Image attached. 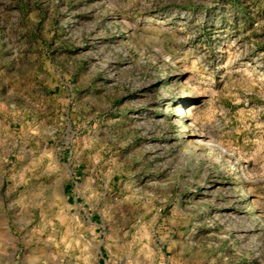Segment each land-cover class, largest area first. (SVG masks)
Masks as SVG:
<instances>
[{
  "label": "rangeland",
  "instance_id": "1",
  "mask_svg": "<svg viewBox=\"0 0 264 264\" xmlns=\"http://www.w3.org/2000/svg\"><path fill=\"white\" fill-rule=\"evenodd\" d=\"M98 257L264 264V0H0V264Z\"/></svg>",
  "mask_w": 264,
  "mask_h": 264
},
{
  "label": "bare ground",
  "instance_id": "2",
  "mask_svg": "<svg viewBox=\"0 0 264 264\" xmlns=\"http://www.w3.org/2000/svg\"><path fill=\"white\" fill-rule=\"evenodd\" d=\"M187 113H189V112H187ZM190 115H191V114H190ZM188 117H189V116H188ZM206 140H207V138H206L204 135H200L197 141H198L199 143H202V142L204 143V142H206Z\"/></svg>",
  "mask_w": 264,
  "mask_h": 264
},
{
  "label": "crops",
  "instance_id": "3",
  "mask_svg": "<svg viewBox=\"0 0 264 264\" xmlns=\"http://www.w3.org/2000/svg\"><path fill=\"white\" fill-rule=\"evenodd\" d=\"M69 205H72V204H69ZM97 227L95 226L94 229H96ZM96 231V230H95ZM100 249V252L102 253V250H101V247L99 248ZM96 261L100 263V260H99V257L98 259L96 258ZM101 264V263H100Z\"/></svg>",
  "mask_w": 264,
  "mask_h": 264
}]
</instances>
